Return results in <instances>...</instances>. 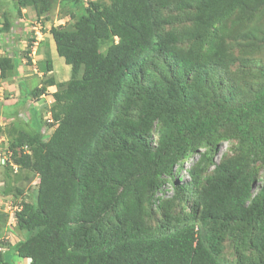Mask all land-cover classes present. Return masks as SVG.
Returning <instances> with one entry per match:
<instances>
[{"label": "trees", "instance_id": "16d2710c", "mask_svg": "<svg viewBox=\"0 0 264 264\" xmlns=\"http://www.w3.org/2000/svg\"><path fill=\"white\" fill-rule=\"evenodd\" d=\"M54 1L18 0L15 11L32 5L38 17H48ZM168 2L192 8V24L180 34L158 29L155 10ZM262 5L264 0H73L71 22L50 29L57 54L71 66L69 79L48 77L32 88L19 83L17 106L48 85L56 90L50 133L40 131L45 122L41 114L35 118V105L27 120L11 124L13 162L39 175L33 198L16 212L26 234L12 250L28 264H264V181L252 191L258 171L249 165L264 162V83L250 96H232L238 69L229 77L219 49L199 71L213 25L233 13L252 17ZM8 13L2 9L0 31L10 28ZM251 29L246 36L256 47L264 35ZM179 40L188 42L186 49ZM18 63L0 57V84L16 74ZM42 69H52L49 57ZM222 80L231 87L222 89ZM10 114L3 106L0 117ZM223 127L248 146L249 159L225 158L200 183L198 174L213 164L209 147ZM201 146L207 150L190 169L192 180L179 183L175 164ZM163 175L174 179V198L184 187L194 188L193 201L186 215H167L152 229L144 215ZM228 236L234 248L251 253L241 252L233 262L218 257Z\"/></svg>", "mask_w": 264, "mask_h": 264}, {"label": "rangeland", "instance_id": "374dc122", "mask_svg": "<svg viewBox=\"0 0 264 264\" xmlns=\"http://www.w3.org/2000/svg\"><path fill=\"white\" fill-rule=\"evenodd\" d=\"M88 0H82V3L87 2ZM99 1L102 4H106L109 0H93ZM18 0H0V24H3L4 19L2 15V9H9L7 14L8 20L12 21L14 24L15 31H10L9 35H4L3 43L0 42V50L5 51L0 53V57L3 55H15L21 61L20 70L18 73H21V76H24V70L28 67L25 63L27 55V49H35V42L37 43L36 54L35 56V70H32V64L29 68V72H34L33 74L25 76L24 81L29 87H34L39 84L41 86L48 77L58 79H68L70 76V66L64 62L62 56H59L57 53H50L49 44H51V34L50 28L52 26L63 25L64 22L68 23L71 21L69 17L70 3L73 0H55L53 3V9L51 10L48 17L36 18L32 7L24 8V17L16 18L15 13V4ZM9 3L7 7L6 4ZM14 6V7H13ZM14 9H13V8ZM192 9V8H191ZM188 9L183 11L177 7L173 2H168L164 7L157 8L155 10V16L157 17L158 29L162 32L166 30H173L180 34V31L185 27H190L192 24V10ZM14 14V15H13ZM244 13H233L228 18L224 19L221 22L215 23L212 27L214 39L207 40L203 45L204 55L200 60L201 67L199 71L205 69L208 64L211 62L210 58L212 55L216 54V49L223 51L226 60L227 67L230 71L229 77L235 74V70L238 69V74L236 77V82L234 84V92L232 96L235 98L244 94L250 96L252 91L258 86L260 87L264 83V36L262 39H258V44L256 47L252 46V40L250 36H246V32L252 29L257 34V37L261 34L264 35V5L256 11L255 15L252 17L246 15L243 18ZM15 16V17H12ZM251 19L249 20V18ZM15 20V22H14ZM3 27L0 25V30ZM8 38V41L5 40ZM250 40V41H249ZM177 45L181 48L186 49L188 42L185 40H179ZM54 46V45H53ZM54 49V47H53ZM216 51V52H215ZM53 59L52 70L44 73L42 70V65L44 64L45 56ZM53 56V57H52ZM40 60L38 61V59ZM38 61V63H37ZM40 62V63H39ZM67 65L65 68L64 65ZM69 69V70H66ZM66 70V72H65ZM18 73L15 75L17 76ZM13 75V77L15 76ZM200 78L202 76L199 74ZM216 76V75H215ZM215 76L208 77L210 80L216 78ZM7 80H12V77L7 78ZM17 78H14V89L8 90L3 84L0 86V111L2 110L3 105H5L8 100H13L17 98V91L19 90ZM19 83V80H18ZM220 87L222 89H228L231 86L223 80L220 82ZM55 89V86H46L47 92H52L51 90ZM201 91V88H199ZM46 92V93H47ZM225 95L224 93H222ZM243 95V96H244ZM52 97L47 94L46 97H40L38 102H35V105L40 106L41 109H37V114L35 118H39L41 114L42 118L48 116L49 110L52 103ZM30 103V102H29ZM50 104V105H48ZM29 104L22 106L20 109L17 104L11 108L16 111L19 109L17 116H12L11 118H0L3 125L4 133L2 138L4 139L2 146H9L12 139L15 137V132L11 128V124H17L18 120H27L30 117V112L28 110ZM11 108L10 111H11ZM36 123L31 125V128H36ZM156 124V129L154 131V141L159 136L160 125ZM45 130H48L47 128ZM232 129L230 127L220 128L216 134L217 143L215 146L209 147V153L212 156L213 164L206 165L207 167L198 174V180L202 183L203 178L208 173L214 169L215 164H218L221 160L225 158L234 157H244L247 160L249 157H246L249 151V148L246 144L240 142L239 139L232 137ZM47 132V131H46ZM1 135V133H0ZM207 150V147L201 146L198 148V152H191L189 155L180 160L175 164L173 174L174 176H181L179 183L190 182L192 180V174L190 169L196 166V162L199 159V153ZM249 156V153H248ZM249 163V161H248ZM253 169H257V180L252 185V191L256 192L258 188L264 181V162H251L249 163ZM31 179L29 182L26 180ZM161 183L158 190L156 191V203L148 205L146 213L144 215V220L147 225L156 229L164 223L168 218L167 215H186L190 211L191 203L193 201L192 192L194 188L188 189L184 187L181 197L174 198V179H170L168 176H161ZM26 181V182H25ZM37 178L36 175L31 171L20 169L19 172L14 173L11 170L3 169L0 173V238H5L6 235H9L8 223L12 222L14 217V209L21 202L29 201L33 198L34 192L36 191ZM22 234L17 231L15 228L11 233L12 241L20 238ZM233 238L228 236L223 242L224 246L222 250L217 254L218 257L224 258L228 262H233L237 259V256L241 252L250 254L251 251L248 247L243 246V249L240 247H235L233 245ZM6 239H3L4 241ZM11 241V242H12ZM9 241L4 243L9 244Z\"/></svg>", "mask_w": 264, "mask_h": 264}, {"label": "clouds", "instance_id": "9594fccd", "mask_svg": "<svg viewBox=\"0 0 264 264\" xmlns=\"http://www.w3.org/2000/svg\"><path fill=\"white\" fill-rule=\"evenodd\" d=\"M82 1V0H81ZM89 1H93V0H88L87 2H89ZM87 2H85V3H82L81 2V4H86ZM99 2V1H98ZM109 3V2H108ZM32 7V11H34V14L36 15V13H35V10H34V7L32 6V5H25V6H20L21 8H23V11H22V14H21V9H20V13H17L16 11H15V13H16V18H18L19 19V17L20 16H22L23 14H25L24 13V8L25 7ZM13 11V10H12ZM12 11H9V12H12ZM50 14V13H49ZM14 15V14H13ZM12 17H15V16H12ZM23 17H24V15H23ZM36 18H41V17H38L37 15H36ZM46 18V17H45ZM14 22H15V20H14ZM71 22V21H70ZM10 23H11V25H10V28H9V30H2V31H0V42L1 43H3V37H4V35H9V33H10V31L12 30V31H15V30H13L14 29V24L12 23V21H10ZM69 23V22H68ZM1 25V24H0ZM63 25H66V23L64 22V24ZM60 26V25H59ZM56 27V26H55ZM51 29V28H50ZM49 29V30H50ZM50 34H51V32H50ZM117 37L115 36V39H116ZM51 39H52V41H53V44H54V49H55V51H56V48H55V43H54V40H53V37H52V34H51ZM5 40H7L8 41V38H6ZM36 48H37V43L35 42V49H33V47H32V49L30 48V49H27V55H28V57H25L26 58V60H25V63H27V65H28V67L24 70V74H28V75H30V74H33L34 72H29V68H30V66H31V64H32V70H35V66L33 65V64H35L36 62V60H35V54H36ZM5 51H2V50H0V53H4ZM56 53H57V51H56ZM6 56H8V57H16L17 58V56H15V55H7L6 54ZM49 58L51 59V64L53 65V59L50 57V54H49ZM19 59V58H18ZM48 59V57H47V55L45 56V59H44V64H45V62H46V60ZM64 59V58H63ZM22 60V59H21ZM20 59H19V63H18V66L20 67V61H21ZM40 60V58L38 59V61ZM38 61H37V63H38ZM65 62V61H64ZM40 63V62H39ZM67 64V63H66ZM64 65V67L66 68L67 67V65ZM69 65V64H68ZM18 66H17V69H16V73H18V71L20 70V68H18ZM70 66V65H69ZM53 68V67H52ZM43 71H44V73L45 72H47L45 69H42ZM52 70V69H51ZM66 70H69V69H66ZM66 70H65V72H66ZM48 71H50V70H48ZM70 71H71V66H70ZM21 74V73H20ZM23 74V75H24ZM28 75H25L26 77L28 76ZM25 76H20L21 78H23L22 79V82H25L24 81V77ZM70 77V76H69ZM14 78H17L18 80H19V83H21V81H20V79L15 75L14 77L12 76V80H7V78H4V79H2L1 80V84H0V86L3 84V82H12L13 80H14ZM69 79V78H68ZM18 80H16L15 82H17V84H18V88H19V83H18ZM64 80H66V79H58V78H56V80H55V82H59V81H64ZM14 82V81H13ZM26 83V82H25ZM37 86H39V84L37 85ZM42 86V85H41ZM48 86H55V85H48ZM35 87V86H34ZM56 90V86H55V89H53V90H51L52 92L50 93V92H47V90H46V88H45V91H43L40 95H39V97L38 98H29V99H27V100H25L24 101V103L21 105V106H18V108L20 109L22 106H25V105H28L29 104V107H28V110H29V112H30V115H31V111H32V109H31V106L32 105H35L34 103L35 102H38V99L40 98V97H46L47 96V94L49 95V96H51L52 97V101L50 102V103H53V96H52V93L54 92ZM18 91H20V89L18 90ZM47 92V93H46ZM20 93L22 94V92L20 91ZM15 100H17V98L15 99ZM17 102V101H16ZM30 102V103H29ZM5 105H8V104H5ZM5 105H3V106H5ZM48 105H50V104H48ZM52 105V104H51ZM3 106H1L2 108H3ZM9 106V105H8ZM35 106H38V105H35ZM10 107H11V105H10ZM9 107V108H10ZM39 107V109H41L40 108V106H38ZM49 107H51V106H49ZM16 109V111H14V113H11L10 114V117H8V118H11L12 116L14 117V116H17L18 115V113H19V109ZM1 112V111H0ZM50 110H49V113H48V116L47 117H45V118H43V121L45 122L44 124L45 125H43L42 127H40L41 129H40V131H42V132H44V135H47L48 133H50V131H51V129L54 127V121H53V119L51 118V115H50ZM0 118H5V117H3V116H1ZM7 118V119H8ZM0 124H1V126H2V131L0 132L1 133V135H0V173H1V171L3 170V169H6L7 168V170L9 169V170H11V172H14V173H17V172H19V170L20 169H22L21 168V166L19 165V164H17V163H14L13 162V160H12V150H10L9 149V146H2V144H3V141H4V139L2 138V134L4 133L3 131H4V129H3V125H2V123H1V120H0ZM48 129V130H45V129ZM47 131V132H46ZM22 148H23V150H24V152H28L29 151V149H28V146H27V144H23L22 145ZM175 167V166H174ZM173 170H174V168H173ZM36 175V178H37V183H38V180H39V175L36 173L35 174ZM181 177V176H180ZM31 180V179H30ZM27 181V180H26ZM25 181V182H26ZM37 183H36V186H34V187H37ZM155 198H156V196H155ZM154 198V199H155ZM157 199V198H156ZM156 199H155V201H154V203H152V204H155L156 203ZM21 207H22V202H21V204L19 205H17L16 207H15V209H14V217H15V219L12 221V222H9L8 223V231H9V234H10V236L9 235H6L5 236V238H3V239H6V240H4V241H2L3 239L2 238H0V264H5V263H3L4 262V260H8L9 258H11V260H10V263L9 264H28L27 263V261H26V259L25 258H23V257H20L19 255H17V253L15 252V251H13L12 250V247L19 241V240H21L22 238H24L25 237V234H26V231L25 230H23V229H18V227H17V220H16V212L17 211H19L20 209H21ZM163 224V223H162ZM161 224V225H162ZM160 225V226H161ZM160 226H159V228H160ZM17 229V231L18 232H20L21 234H22V238L20 237V238H18L17 240H15V241H12V238H11V233L14 231V229ZM156 229H158V228H156ZM9 238H10V242H9V244H6V243H4L5 241H7V239H8V241H9ZM12 241V242H11Z\"/></svg>", "mask_w": 264, "mask_h": 264}, {"label": "crops", "instance_id": "0c3cea01", "mask_svg": "<svg viewBox=\"0 0 264 264\" xmlns=\"http://www.w3.org/2000/svg\"><path fill=\"white\" fill-rule=\"evenodd\" d=\"M22 11H23V8H21V14H22ZM20 17L22 18L23 15L20 16ZM20 17H19V18H20ZM50 42H51V44L48 43V44H49V49H50L49 51H50V53H51V54H52V53H56L55 49H53V47H54L53 45H54V44H53L52 39H50ZM52 57H53V56H52ZM18 68H20V67L18 66ZM25 75H28V74H24V76H25ZM20 76H21V74L18 73L17 77H18V78L20 79V81L22 82V79H23V78H21ZM3 85L6 86V87L8 88L9 91H11L10 89H14V83H13V81H12V82H6V81H5V82H3ZM16 95H17V100H18V98L21 97V93H20V91H17V94H16ZM17 100H15V98H14L13 100H8V102H7L6 104H8L9 107H10V105H11V107H12V106H14V105L16 104V101H17ZM11 107H10V108H11ZM11 113H14V110H13L12 108H11ZM31 113H32V111H31ZM32 117H33V114H32ZM21 238H22V237H21Z\"/></svg>", "mask_w": 264, "mask_h": 264}]
</instances>
